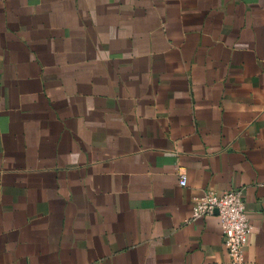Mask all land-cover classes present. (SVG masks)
Instances as JSON below:
<instances>
[{
    "label": "crops",
    "instance_id": "0c3cea01",
    "mask_svg": "<svg viewBox=\"0 0 264 264\" xmlns=\"http://www.w3.org/2000/svg\"><path fill=\"white\" fill-rule=\"evenodd\" d=\"M235 189L264 264V0H0V264H232Z\"/></svg>",
    "mask_w": 264,
    "mask_h": 264
},
{
    "label": "built area",
    "instance_id": "2783aa9c",
    "mask_svg": "<svg viewBox=\"0 0 264 264\" xmlns=\"http://www.w3.org/2000/svg\"><path fill=\"white\" fill-rule=\"evenodd\" d=\"M188 176L181 172L180 184L186 186ZM217 213L223 230V242L232 264H250L245 246L253 225L247 215L243 193L239 189L222 193L207 192L193 205L192 218Z\"/></svg>",
    "mask_w": 264,
    "mask_h": 264
}]
</instances>
